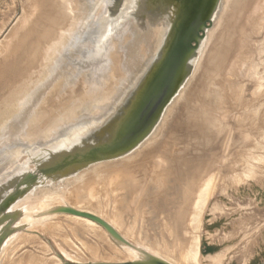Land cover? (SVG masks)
Wrapping results in <instances>:
<instances>
[{"label": "rangeland", "instance_id": "obj_1", "mask_svg": "<svg viewBox=\"0 0 264 264\" xmlns=\"http://www.w3.org/2000/svg\"><path fill=\"white\" fill-rule=\"evenodd\" d=\"M143 1L0 0V187L8 180L18 193L0 201V230L24 214L0 264L140 259L91 220L37 215L57 206L103 219L170 264H264V0H217L211 16L200 11L184 26L168 11L187 0ZM172 50L190 54L187 77L168 102L152 103L159 118L126 153L86 157L57 179L38 168L68 151L66 141L101 147L103 127ZM77 160L74 152L57 168Z\"/></svg>", "mask_w": 264, "mask_h": 264}, {"label": "bare ground", "instance_id": "obj_2", "mask_svg": "<svg viewBox=\"0 0 264 264\" xmlns=\"http://www.w3.org/2000/svg\"><path fill=\"white\" fill-rule=\"evenodd\" d=\"M143 1V0H142ZM201 0H187V2L185 3H179V2H177L178 4L177 5H175V6H171L170 8H169V11H168V13H169V15L171 14V13H173L174 12V14H177L178 15V17H179V21H181L180 22V24L182 25V26H184V25H186L189 21H191L193 18H195V15L197 14L196 12H197V9H198V7L200 6L198 3L200 2ZM140 2H141V0H140ZM144 2V1H143ZM174 2V1H173ZM172 2V3H173ZM173 4H175V3H173ZM216 4H217V0H209V2H208V6H207V12H206V15L207 14H210V16H211V12H213L214 10H215V8L217 7L216 6ZM209 16V17H210ZM149 19V21H150V18H148ZM151 23L153 22V20H151L150 21ZM79 38V37H78ZM221 50V49H220ZM223 50V49H222ZM224 51L225 50H223V53H224ZM219 52V51H218ZM222 54V53H221ZM217 55V54H216ZM218 55H220L219 53H218ZM159 56V55H158ZM157 56V58H156V62L159 64V65H157L156 66V70H154V72H152L151 73V75H149L144 81H142V83L138 86V88H137V90H136V92H135V95H134V97H136L137 95H138V97H137V100H138V103H140V100H141V98L142 99H145V96H143L144 94H149L148 96H149V99L150 100H153L155 97H156V95H158L159 93L158 92H160V93H162V91H161V89H162V87L165 85V84H167L168 83V86L170 85L171 86V89H170V91L168 92V94L166 95L167 97L165 98L164 97V99H165V102H168L169 101V99H170V97L178 90V88L180 87V85H181V83H183V81L186 79V77H187V70H186V65L188 64L187 62L189 61V58H190V54L189 53H187V55H185L184 53H183V55H180V58H178V59H176L175 60V62H173V68H171V69H167V67L165 66V64H166V62H169L168 60H170V56H167V57H165V55L164 56H162V58H161V56H159L158 57ZM221 56H223V55H221ZM220 56V57H221ZM8 58V57H7ZM161 58V59H160ZM14 61H16L17 63H21L18 59L16 60L15 58H14ZM5 62H6V59H5ZM8 62H6L5 63V65L4 66H2L1 67V70L3 71V73L5 72H7V68H6V64H7ZM178 63V67H176V64ZM183 66V67H182ZM1 77V76H0ZM157 78H158V80H157ZM155 80H157V81H155ZM120 85V84H119ZM81 90V89H80ZM83 90V89H82ZM153 91V92H152ZM164 94V96H165V94L166 93H163ZM162 94V95H163ZM112 95H114V92H113V94ZM161 95V96H162ZM168 96H169V98H168ZM104 103V102H103ZM138 106H139V104H138ZM138 106L137 107H135V109H133V111L132 112H129L125 117L123 116V118H121V120H120V122H119V125H118V131H117V135H116V137H115V139L113 140V141H117V143L119 144V145H121V144H123V143H125V142H127V141H129V139L133 136V134L142 126V125H144V124H146V122L147 121H149L150 119H152L153 118V116L156 114H158V118H159V116H160V111L159 112H156V113H154L152 116H150V114H141L139 111H137V108H138ZM158 118H157V120H158ZM148 119V120H147ZM156 120V121H157ZM16 121V120H15ZM15 121H13V122H15ZM125 121V123L121 126L120 124H122L123 122ZM156 121H155V123H156ZM15 124V123H14ZM13 124V125H14ZM12 125V124H11ZM17 125V124H16ZM155 125V124H154ZM153 125V126H154ZM37 127V126H36ZM36 127L35 128H33L32 129V132L33 133H35V135L34 136H36V135H38V134H36L37 133V131L35 132V129H36ZM54 128V127H53ZM56 128V127H55ZM54 128V129H55ZM84 128H81V129H75V130H73V131H71V130H69L68 129V131H66V137L68 136V137H70V136H72L73 135V133H74V135L75 134H77V133H79L80 131H82ZM22 130H23V127H22ZM12 131V130H11ZM72 134V135H71ZM85 136H86V134H85ZM38 137V136H37ZM146 137V136H145ZM144 137V138H145ZM83 140H78V138H75V139H72V140H70V141H66L65 143H66V147L68 148V150H70V149H72V148H74V147H78V149H79V147H81L80 145H81V142H82ZM141 142V141H140ZM55 143H56V140L55 141H52L49 145H50V147H52V148H49L48 149V151L49 150H55L56 148H58V146L57 145H55ZM107 144V143H106ZM97 148H100V150L102 149V147H97ZM115 149V150H114ZM119 149H121V148H118V147H116V148H113L108 154H106V155H104V158H105V160H111V158H114V157H117V156H119V155H121V154H124V153H126V152H124V153H119L118 151H119ZM104 150V149H103ZM102 150V151H103ZM49 152H51V151H49ZM105 154V153H104ZM59 156H62V155H59ZM87 158H89L88 156H87ZM59 159H61V157H57V154H52V153H50V157H48V158H45L44 160H42V161H40L39 162V164H38V168H41V169H45L46 170V172L44 173V174H47V175H51V178H54V179H57V178H61V177H63V176H67V175H71V174H73V173H75V172H77L78 170H80V169H78L77 171H73V170H71V167H73V166H78L79 164H81L84 160H82L81 162H78V163H76V162H72V163H69L68 165H66V166H64V167H61L59 170H57V171H55V170H53V169H56V168H53V166L55 165V163L57 162V161H59ZM113 160V159H112ZM88 162L86 163V165L89 163V162H91L90 161V159H88L87 160ZM85 164H84V166H86ZM50 169V170H49ZM68 170V172L67 173H62L63 172V170ZM20 178L21 177H19L18 178V180H20ZM9 181L8 180H6V182L4 183V184H2L1 185V187H0V201H5L6 202V204L9 202V200H13V199H15V197L17 196L16 194H18V193H16V194H11V190L13 189V186L12 185H10L11 186V188L10 187H8V186H6V184L8 183ZM74 216V215H73ZM77 217H79V216H77ZM83 218V217H82ZM194 221H195V219H194ZM198 221V220H197ZM199 222V221H198ZM199 224V223H198ZM87 225V224H86ZM27 240V239H26ZM25 244V243H24ZM138 252V251H137ZM139 253V252H138ZM122 254V253H121ZM140 254V253H139ZM128 255V254H127ZM135 255V254H134ZM140 256V259H138V260H142V256L141 255H139ZM151 256H154V255H151ZM217 257V256H216ZM129 258V257H128ZM134 258V257H133ZM126 259V258H125ZM135 260H136V258H134ZM127 260H129V259H127ZM165 261V260H164ZM133 262V261H132ZM167 262V261H166ZM126 263V262H125ZM167 263H169V262H167ZM170 264V263H169Z\"/></svg>", "mask_w": 264, "mask_h": 264}, {"label": "water", "instance_id": "obj_3", "mask_svg": "<svg viewBox=\"0 0 264 264\" xmlns=\"http://www.w3.org/2000/svg\"><path fill=\"white\" fill-rule=\"evenodd\" d=\"M208 2H209V0H201L198 3L200 6L198 7L196 13L198 14L200 11H204V13L202 14L204 16H202V18L205 17V14H206V12L208 10L207 9ZM178 39H180V35L178 37H176L174 39V41H176ZM175 46H176V44H175ZM173 48H174V46H173ZM174 51L175 50H172L171 52L167 53V56L170 55V60H168L169 62H166V64H165V66L167 67L168 70L173 68L172 67L173 66V62H175L176 59L180 58V55H183V51H178L177 50L175 54H174ZM184 54L187 55L185 52H184ZM176 67H178V63L176 64ZM157 80H158V78H157ZM157 80H155V81H157ZM170 89H171V86L170 85L168 86V83H167V84H165L162 87V89H161L162 93L158 92L159 94L156 95V97L153 100L149 99V96H148L149 94H144L143 96H145V99L141 98L140 103H138V100H137L138 95L136 97H133V100L130 101L131 103L127 107V109L124 111V114L122 116H120L119 118H117L111 124L107 125V127H105V126L103 127V130H105V132H104L105 133L104 134L105 143H107V144H105V143L101 144L100 145L102 147L101 150H100V148H97L95 146L88 147V148L85 149V141L83 140L84 144L82 145V147H79V149L78 148H72V149H70L68 151H62V150L59 151L58 154H57V157H61V159H59V161H57L55 163L53 168H56V169H53V170H55V171L59 170L60 168H57L58 163H61L65 158L71 156L72 153H74V152H78L79 153V160L71 161L70 163H72V162L78 163V161L81 162L82 160H85V158L87 156L89 157L88 159H90V161L105 159L104 155L108 154L113 148L118 147V148L123 149V148L129 146L131 144V143L129 144L130 140H132L135 136L137 137L138 135L136 134L129 141L119 145L117 143V141L116 142L115 141H111L112 140V136H114V134H115L114 131L111 128L112 127L115 128L116 127L115 125H119L118 124L119 123V119L123 118V116L125 117L129 112H132L133 109H135V107L138 106V104H139V106L137 108V111H139L141 114H147L148 113V114H150V116H152L154 111L151 110L150 106L152 105L153 102L157 101L158 99L160 100L162 97H165L167 95V92H169ZM163 93H166L165 96H164ZM124 123H125V121L122 124H120V125L122 126ZM146 125L147 124H145L144 127H142L139 130V134H140L141 131H143L145 129ZM88 140H90V139H88ZM102 150H103V152H100ZM61 152H66V153L65 154H63V153L61 154ZM59 155H62V156H59ZM68 164L69 163L63 165V167L68 165ZM5 204H6V202H5ZM21 212L20 211H18V212L15 211V212L11 213L9 216H7V225H5L4 228L2 226L3 230H2V228L0 230L1 231L0 232L1 233L0 234V246H1V244L3 243V241L5 240V238L7 236H9V235H11V234H13L15 232H18L19 230H22L23 226H20V225H17V224L14 225L15 221L17 220V218H21V216L24 215V214H21ZM53 214H69V215L79 216V217H83V218H86L88 220H91L92 222L96 223L98 226L103 228V230H105V232L110 236V238L116 244H118L120 246L127 247V248H133V249L137 250L140 253V255L143 257L142 260H136V261H133V262H126V263H115V264H169V263H167L166 261L162 260L161 258H159L157 256H151V254L147 253L145 250H142L140 248H136L135 246L130 244L128 241H126L106 221H104L103 219H101L99 217H96V216H94L92 214H89L87 212L78 211V210L72 209L70 207L57 206V207L49 209V210H47L45 212L44 211L43 212H39L37 215L42 216V215H53ZM64 264H68V263H64ZM92 264H112V263H92Z\"/></svg>", "mask_w": 264, "mask_h": 264}]
</instances>
